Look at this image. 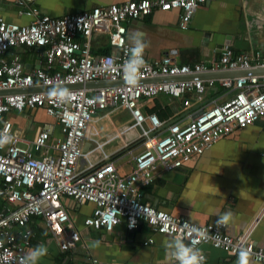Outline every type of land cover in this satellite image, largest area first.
<instances>
[{
    "label": "built area",
    "instance_id": "1",
    "mask_svg": "<svg viewBox=\"0 0 264 264\" xmlns=\"http://www.w3.org/2000/svg\"><path fill=\"white\" fill-rule=\"evenodd\" d=\"M35 1L16 0L22 13L32 17L29 24L7 23L0 18V137H11L0 146V200L8 205L0 213V264H19L30 244L31 233L25 226L32 218L43 221L60 251L77 245L87 249L88 231H111L122 221L129 230L144 222L154 233L173 238L182 234L181 226L187 222L206 230L205 238L196 237L197 248L210 244L236 259L239 249L246 248L251 253L250 260L264 264V248L256 246L249 231L231 237L224 232L225 226H217V220L195 224L140 199V188L152 183L157 168H180L233 130L264 119V74L221 79V86L233 91V95L199 109L185 123L172 122L164 127L155 114L144 115L141 111L139 104L145 98L165 94L200 99L204 93L203 80L171 79L201 74L215 67L224 71L264 69V62L252 65L246 56H234L229 48L210 66L178 63L176 49L168 50L154 62L143 54L144 66L136 84L129 85L124 79L122 66L129 59L131 48L126 41V21L148 16L155 10L176 9L180 11L179 27L186 30L196 10L215 0H129L58 18L41 15L33 6ZM95 34L107 36L111 54L99 58L91 55ZM15 47L42 48L45 69L53 72L42 68L24 71L18 55H12L8 61L5 55ZM158 78L169 80L148 82ZM96 81L114 85L93 90L84 87ZM208 85H212L211 80ZM40 88L56 89L35 91ZM61 92L67 95H57ZM183 104L188 106L190 102L184 99ZM108 108L130 113L132 124L125 131L137 128L136 139L143 145L127 175L118 174L106 155L99 162H89L85 170L78 169L94 115ZM29 109H42L54 118L61 137L49 143L50 133L39 130L28 143L15 132L11 121L1 118L12 111ZM66 198L79 205H94L81 228L70 216L64 204ZM132 221L135 226L129 227ZM183 237L185 243L191 239L187 231ZM92 264L96 261L92 260Z\"/></svg>",
    "mask_w": 264,
    "mask_h": 264
},
{
    "label": "crops",
    "instance_id": "2",
    "mask_svg": "<svg viewBox=\"0 0 264 264\" xmlns=\"http://www.w3.org/2000/svg\"><path fill=\"white\" fill-rule=\"evenodd\" d=\"M127 1L36 0L33 6L41 15L58 18ZM22 10L16 0H0V18L7 23L29 24L32 17L23 14ZM179 21L180 11L176 9L155 10L148 16L128 20L124 23L126 41L131 45V34L142 32L147 44L143 54L151 62L161 59L168 50L176 49L178 63L210 66L219 61L225 48H229L234 56H246L252 65L264 62V0H215L196 10L188 29L181 30ZM112 52L107 36L95 34L92 37L91 55L94 58ZM12 55L20 57L24 71L46 68L42 62V48L15 47L6 53V59L10 61ZM214 69L171 79L203 80L205 90L200 99L191 95L174 98L159 94L140 101L142 113L155 114L164 127L172 122L185 123L199 109L209 108L233 95V91L221 86V79L264 74V69ZM45 70L53 72L52 69ZM168 80L158 78L148 82ZM210 80L211 86L208 85ZM88 84L84 86L86 89L104 87L100 81ZM184 99L189 100L188 106L183 104ZM1 118L11 121L15 132L28 143L39 130L50 133L49 143L61 137L55 119L42 109L12 111ZM131 124L130 113L126 110L108 108L98 111L87 130L82 146L84 156L78 169L85 170L89 162H99L106 155L118 174L131 173L134 156L143 150V145L136 139L137 128L125 131ZM139 193L141 201L195 224L212 223L223 213L231 211L233 218L224 232L237 237L249 231L256 246L264 248V119L233 130L180 168L170 171L157 168L152 183L140 188ZM64 204L77 228L82 227L84 218L94 209L93 204L79 205L69 198L64 199ZM6 208L7 203L0 200V213ZM25 229L31 233L25 253L39 244L48 248V254L37 264H92V260L96 264H170L166 259V245L174 239L154 233L144 222L129 230L122 221L111 231H88L85 237L87 249L77 245L74 249L60 251L40 218H32ZM97 240L100 241L99 247H93L92 242ZM199 249L205 254V264H236V258L210 244H203ZM250 264L259 263L250 260Z\"/></svg>",
    "mask_w": 264,
    "mask_h": 264
},
{
    "label": "clouds",
    "instance_id": "3",
    "mask_svg": "<svg viewBox=\"0 0 264 264\" xmlns=\"http://www.w3.org/2000/svg\"><path fill=\"white\" fill-rule=\"evenodd\" d=\"M131 48L130 56L122 66L124 79L129 85H135L139 70L144 66L143 53L147 47L144 41V35L142 32H135L130 36ZM60 96H66V92L57 93ZM11 137H0V146L9 142ZM233 218L231 211L225 212L220 215L216 221L217 226H226ZM115 222V221H114ZM135 222L132 221L129 227H134ZM187 231L191 239L188 243H185L183 232ZM181 235L177 236L166 245V259L171 264H205V256L199 248L196 247V237L205 238L206 230L190 225L185 222L181 226ZM100 241H93V247H99ZM48 254V248L44 244H39L34 248L29 249L25 255L21 258L19 264H37V262ZM251 253L246 248H241L238 251L236 264H250Z\"/></svg>",
    "mask_w": 264,
    "mask_h": 264
},
{
    "label": "water",
    "instance_id": "4",
    "mask_svg": "<svg viewBox=\"0 0 264 264\" xmlns=\"http://www.w3.org/2000/svg\"><path fill=\"white\" fill-rule=\"evenodd\" d=\"M41 49V48H40ZM114 85V83H109V82H101V85H103L104 87L105 86H111V85ZM86 85H89V84H86ZM84 85V86H86ZM74 87V86H73ZM80 87V86H78ZM53 89H56V88H40V89H36L35 91H41V90H44V91H47V90H53ZM33 90H24V92H32Z\"/></svg>",
    "mask_w": 264,
    "mask_h": 264
},
{
    "label": "rangeland",
    "instance_id": "5",
    "mask_svg": "<svg viewBox=\"0 0 264 264\" xmlns=\"http://www.w3.org/2000/svg\"><path fill=\"white\" fill-rule=\"evenodd\" d=\"M102 35H105V34H102ZM106 36V35H105Z\"/></svg>",
    "mask_w": 264,
    "mask_h": 264
}]
</instances>
